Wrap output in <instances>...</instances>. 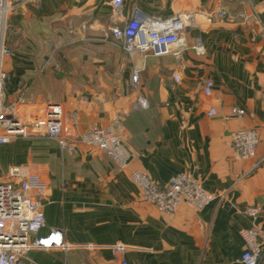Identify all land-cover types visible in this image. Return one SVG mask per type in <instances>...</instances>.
<instances>
[{
	"label": "crops",
	"instance_id": "0c3cea01",
	"mask_svg": "<svg viewBox=\"0 0 264 264\" xmlns=\"http://www.w3.org/2000/svg\"><path fill=\"white\" fill-rule=\"evenodd\" d=\"M123 2L120 19L112 0H13L4 36L13 54L2 62L6 104L40 115L48 103H59L76 134L111 127L132 154L122 169L96 148L79 144L65 152L46 136L0 145L3 177L28 165L49 185L42 232L62 229L71 245L32 249L28 264H243L241 231L264 228V0ZM221 6L247 19L220 20ZM188 11L196 24L168 54L131 55L113 38L111 28L124 20ZM197 38L203 55L192 48ZM210 79L214 88L205 95ZM138 95L149 108H133ZM232 107L245 115L230 117ZM241 128L257 132L249 160L232 147V133ZM134 170L163 185L186 173L215 199L200 209L183 200L174 213H162L143 200L130 178ZM252 208L255 217L246 214ZM119 243L124 251L114 248Z\"/></svg>",
	"mask_w": 264,
	"mask_h": 264
},
{
	"label": "built area",
	"instance_id": "2783aa9c",
	"mask_svg": "<svg viewBox=\"0 0 264 264\" xmlns=\"http://www.w3.org/2000/svg\"><path fill=\"white\" fill-rule=\"evenodd\" d=\"M112 6L117 17L124 19L123 0H112ZM13 8V0H0V145L16 138L46 136L54 140L62 151L73 153L79 144H83L104 152L118 167H128L132 154L111 127H92L76 134L72 126L66 124L63 107L59 103H48L40 115H22L17 112L15 104H6V74L2 70V62L13 54L4 41L7 18ZM215 15L218 19L231 23L247 19L245 13H231L224 6H221ZM195 24L196 14L193 11L169 17L146 15L124 20L121 27L112 29V35L131 55H165L170 53L173 47L183 43L182 33L187 27ZM192 48L199 55L205 53L200 38L195 40ZM175 78L177 80L178 76L175 75ZM131 80L135 87L139 85L138 69L133 71ZM262 87L264 96V83ZM213 88V80H207L204 86L205 95H211ZM132 106L135 109H147L150 103L144 96L138 95ZM216 113L214 108L209 111L211 116ZM244 115L243 109L232 107L230 117ZM76 124V120H73V125ZM257 144L258 136L254 129L241 128L232 133V147L240 159L249 160L255 157ZM130 178L139 187L143 200L154 205L162 213H174L183 200L200 209L215 199L214 194L186 173L173 176L166 185L153 181L140 170L132 171ZM48 188L49 185L28 165L11 167L5 177L0 173V264H28V252L32 249H70L71 245L66 242L62 229L42 232L45 226L42 199L47 195ZM257 212L258 209L252 208L247 210L246 214L255 217ZM241 234L245 242L242 263L259 264L264 255V228L254 225L243 229ZM88 248L92 249L94 246L88 245ZM114 248L118 251L125 250V246L120 243L114 245ZM119 264L129 263L123 259Z\"/></svg>",
	"mask_w": 264,
	"mask_h": 264
},
{
	"label": "rangeland",
	"instance_id": "374dc122",
	"mask_svg": "<svg viewBox=\"0 0 264 264\" xmlns=\"http://www.w3.org/2000/svg\"><path fill=\"white\" fill-rule=\"evenodd\" d=\"M114 27H112L111 28V30L113 29ZM6 31H7V29H6ZM6 84H7V77H6V82H5V86H4V88H6ZM4 91H5V89H4ZM12 104H15V102H10L9 103V105H12ZM50 140H52V139H50ZM52 141H54V140H52ZM55 142V141H54Z\"/></svg>",
	"mask_w": 264,
	"mask_h": 264
}]
</instances>
